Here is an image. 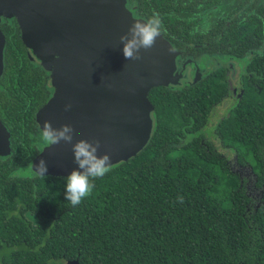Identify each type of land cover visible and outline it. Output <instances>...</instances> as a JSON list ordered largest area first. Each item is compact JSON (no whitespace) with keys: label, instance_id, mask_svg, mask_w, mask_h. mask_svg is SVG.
Here are the masks:
<instances>
[{"label":"trees","instance_id":"1","mask_svg":"<svg viewBox=\"0 0 264 264\" xmlns=\"http://www.w3.org/2000/svg\"><path fill=\"white\" fill-rule=\"evenodd\" d=\"M230 1L127 0L135 16L158 18L160 34L184 56L198 57L206 44L225 59L257 56L238 104L206 132L230 91L224 70L180 88H152L158 126L147 145L111 166L75 207L65 199L66 177L31 169L45 145L36 138V113L53 89L15 19L2 18L0 120L12 152L0 158V264H264V20L263 29L237 28L227 18ZM256 36L263 50L248 43Z\"/></svg>","mask_w":264,"mask_h":264},{"label":"water","instance_id":"2","mask_svg":"<svg viewBox=\"0 0 264 264\" xmlns=\"http://www.w3.org/2000/svg\"><path fill=\"white\" fill-rule=\"evenodd\" d=\"M127 4V0H0V79L4 17L15 19L30 59L49 72L53 92L36 113L40 130L45 121L54 128L71 125L72 144L99 140L97 154H109L111 166L134 157L156 130L157 113L149 100L152 88H180L204 75L195 67L180 71L176 50L161 34L150 49H140V60L125 59L120 37L130 39L129 29L135 23H147L136 18ZM221 67L231 70L230 92L214 106L216 118L211 115L202 132L228 118L244 93L242 79L234 72L242 68L241 61L215 58L213 69ZM67 105L71 108L65 110ZM72 144H45L32 160V171V165L44 159L46 176L68 177L78 167ZM11 150V134L0 120V158Z\"/></svg>","mask_w":264,"mask_h":264},{"label":"clouds","instance_id":"3","mask_svg":"<svg viewBox=\"0 0 264 264\" xmlns=\"http://www.w3.org/2000/svg\"><path fill=\"white\" fill-rule=\"evenodd\" d=\"M129 33L130 39L128 35L120 37L121 43L124 44V57L127 60H140V49H150L160 34V21L154 16L146 24L137 22L129 29ZM69 108L71 105H67L65 110ZM74 131V128L69 124L54 128L50 121H45L39 132V139L48 146L57 145L61 142L72 144ZM100 146L99 140L89 141L86 139H81L72 144L74 162L78 167L66 177L65 199L73 207L80 205L84 199L91 196L96 179L103 178L111 171V156L109 154L98 155ZM32 166L37 174L46 176L48 168L44 159ZM177 199L183 203L182 196Z\"/></svg>","mask_w":264,"mask_h":264},{"label":"flooded vegetation","instance_id":"4","mask_svg":"<svg viewBox=\"0 0 264 264\" xmlns=\"http://www.w3.org/2000/svg\"><path fill=\"white\" fill-rule=\"evenodd\" d=\"M227 5L228 7H230V10L229 11L227 10L228 11L227 14H229L227 18L230 21L233 20L236 23L237 28L245 29L248 26H251L252 24L256 25V23H258L257 28L260 27L261 29H263L264 0H231ZM225 7L226 6H224V8ZM223 9L220 8V10H223ZM133 15L135 16L134 13ZM135 17L138 19H143L137 16ZM252 18L256 19L257 22H253L252 20L254 19ZM250 42L251 43L257 42L261 44L260 47L263 50V41H262L261 36L259 37L256 36L254 41H249L248 43ZM207 45L208 44L197 46V49L194 52L196 56L199 55L198 57H195V55L193 54L184 56L179 50L174 48L177 52V66L179 70L183 71L189 67H195L196 69L201 70V72L204 73L203 77L206 76L211 71L224 70V72L226 73V77H228V74L231 72L230 69L225 68V67H221L216 70L213 69V60L215 58H222V56H219L218 54H210L209 52H211V50L207 48ZM256 52L257 51L249 52L248 55H246L245 57H240L238 55L231 56V58L233 59H239L242 63L241 69L234 70V72L239 73L242 79V84H244V79H246V77L249 76V73L247 71L248 62H251L253 58L257 56ZM258 52H261V50ZM223 59L225 58L223 57ZM213 115L216 117V114L214 111L212 112V117Z\"/></svg>","mask_w":264,"mask_h":264},{"label":"rangeland","instance_id":"5","mask_svg":"<svg viewBox=\"0 0 264 264\" xmlns=\"http://www.w3.org/2000/svg\"><path fill=\"white\" fill-rule=\"evenodd\" d=\"M40 65V64H39ZM227 107V105L224 106L223 110H225V108ZM213 118L215 119L216 117L213 115ZM36 138L38 140V144L42 145L43 142L39 139V132L36 134ZM210 141H212V143L227 157H229V161L231 163V165H233L235 167V164L233 162V155L230 154L229 151L222 149V147L220 146V144L216 141V139L211 135L208 137Z\"/></svg>","mask_w":264,"mask_h":264}]
</instances>
